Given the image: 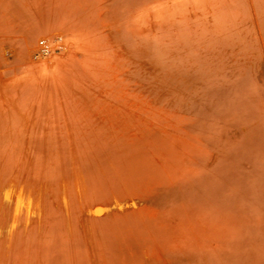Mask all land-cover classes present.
I'll use <instances>...</instances> for the list:
<instances>
[{"label": "rangeland", "instance_id": "obj_1", "mask_svg": "<svg viewBox=\"0 0 264 264\" xmlns=\"http://www.w3.org/2000/svg\"><path fill=\"white\" fill-rule=\"evenodd\" d=\"M0 264H264V0H0Z\"/></svg>", "mask_w": 264, "mask_h": 264}, {"label": "built area", "instance_id": "obj_2", "mask_svg": "<svg viewBox=\"0 0 264 264\" xmlns=\"http://www.w3.org/2000/svg\"><path fill=\"white\" fill-rule=\"evenodd\" d=\"M40 44H41V49L39 54L41 56H46L47 54H49L50 50L48 44L45 41H41Z\"/></svg>", "mask_w": 264, "mask_h": 264}, {"label": "bare ground", "instance_id": "obj_3", "mask_svg": "<svg viewBox=\"0 0 264 264\" xmlns=\"http://www.w3.org/2000/svg\"><path fill=\"white\" fill-rule=\"evenodd\" d=\"M60 38V37H59Z\"/></svg>", "mask_w": 264, "mask_h": 264}]
</instances>
